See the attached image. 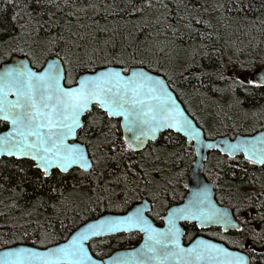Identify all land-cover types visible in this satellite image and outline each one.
<instances>
[{
    "label": "snow or ice",
    "instance_id": "snow-or-ice-1",
    "mask_svg": "<svg viewBox=\"0 0 264 264\" xmlns=\"http://www.w3.org/2000/svg\"><path fill=\"white\" fill-rule=\"evenodd\" d=\"M0 4V56L8 57L0 63V189L7 190V182L20 196L31 187L34 210H51L43 220L27 212L22 222L0 213L12 220L3 231L5 245L18 231L32 240L4 247L0 264H102L94 249L125 234L140 236L142 243L107 264H264V184L245 192L243 184L198 183L186 202L169 203L162 228L149 219L146 206L128 207L140 193L157 202L169 192L174 196L183 175L178 169L191 149L197 155L204 148L217 150L220 172L225 165L246 174L264 172V133H221L224 138L215 143L202 139L205 124L241 126L237 121L248 115L245 100L264 90L259 43L249 41L251 50L244 52L225 38L233 25L264 32V0H218L211 5L215 16L205 15L209 7L198 0ZM9 6L13 13L6 19ZM249 11L261 18L242 23ZM222 42L235 59H223ZM213 52L220 53V66L208 72L200 61ZM257 56L260 67L251 78L228 71L244 69ZM216 80L227 87H215ZM182 84L193 88V96H207L202 89L228 94L227 107L217 102L208 113L212 120L201 117L204 123H198L199 113L178 103ZM199 103L201 111L210 107L203 98ZM214 188L221 191L219 203ZM188 227H216L230 234L232 247L199 237L184 246ZM45 240H53L52 246Z\"/></svg>",
    "mask_w": 264,
    "mask_h": 264
},
{
    "label": "trees",
    "instance_id": "trees-1",
    "mask_svg": "<svg viewBox=\"0 0 264 264\" xmlns=\"http://www.w3.org/2000/svg\"><path fill=\"white\" fill-rule=\"evenodd\" d=\"M193 2H196V0H193ZM200 3H205L209 7V12L205 15H212L215 16V13L212 12L211 5L213 3L218 2V0H198ZM260 0H256V3L258 4ZM0 7H3L2 4H0ZM13 13V9L9 6L7 8V11L4 13V16L6 19H10L11 15ZM261 18L260 13H254L252 11L247 12L245 21H242V23H250L253 19L259 20ZM215 22V21H213ZM244 32H248V35H245ZM225 38L230 40L231 42L235 43L236 47L241 48L244 52H248L251 50L249 46V41H251L252 44L259 43V49L264 50V32L258 31L256 28L246 27L242 30H237V26L233 25L230 29H228V32L225 34ZM221 46L225 49L223 59L226 61L229 57H232L235 59L234 50L231 47H228L227 45H223V42L221 43ZM261 55H264V52L260 53ZM220 55L219 52H213L211 54V58H204L200 61V63L204 66V70L208 72H214L217 70V68L220 66V61L217 59V57ZM255 55V54H254ZM8 57L0 56V63H3ZM241 60L247 59L245 55L240 56ZM260 67L259 62V56L256 57V62L253 64H247L244 69H241L239 66H230L228 68V71L235 72L237 75H243V74H249L252 71H255L257 68ZM194 85L199 87L196 81L192 82ZM182 89H184L183 92L177 91L175 94L179 98V101L183 104L185 109H189L193 112H198L199 116L197 117L198 123H204V120L201 119V117H206L208 121L212 120V116L208 115V113L213 112L216 107V103H220L225 105V108L227 107V103L230 99V96L228 94H224L221 96L220 93H212L208 91L207 89H202V91L207 92V96L205 97H199V96H193L191 93L193 92V88L189 86L188 84H182L180 85ZM215 87L219 89H224L227 87V84L224 81L216 80L215 81ZM238 94L243 97L244 93L238 91ZM203 98L205 103L209 104L210 107L205 110L201 111L203 108V105L199 103L200 99ZM244 111L248 112V115L246 117H242L240 120L237 121V123L241 126H238L237 128L229 129V128H223L220 126L212 127L215 128L214 131L209 128L208 124H205V136L208 139H213L217 136H222L221 133L234 136L236 134H251L257 130H260L264 128V115H259V113L264 112V90H256L253 95L248 96L245 100L244 105ZM235 111V110H233ZM253 113H257L258 115H253ZM251 126L254 127V129L248 131V128ZM161 143H166L165 140H161ZM171 148V145H169ZM220 159L219 152L213 151L208 154V159L205 162L204 167V175L207 180L216 183H223L225 186L228 184L233 185V187L239 186L243 184L242 191L245 192H254L259 190V185L264 184V172L260 171H249L247 174L243 171H241L239 168L237 169H229L227 166H224V171L220 172L219 168L217 167V161ZM238 159L242 160V157H238ZM195 160V152L194 149H191L189 154L185 156L184 162L180 165L179 171L183 172V175L179 181L178 184L175 186V194L169 192L168 196L161 197V200H164V202L168 203L166 205H169V203L173 202H179L183 196L186 194V178L188 175V172L193 164V161ZM241 167H245V165H241ZM249 169H251V166H247ZM233 171H235L236 175L233 176ZM219 172V175L222 177V180H217V173ZM7 174V173H5ZM252 181H255V185H253ZM6 183L7 190L0 189V213H7V215L13 220H18L22 222L24 219H29L27 217V212H32L33 215L30 217V219H41L43 220L44 217L51 215V210L48 208H39L35 209L33 208V205L35 203V195L32 193L31 187H28L27 194L25 195H16L11 191V186ZM19 191V190H17ZM216 192V199L218 202L220 201L221 191L219 188H215ZM68 195V193H66ZM142 197H148L152 200L151 196L148 193H140L135 199H131L129 201V208L135 203L136 201L140 200ZM155 202V201H154ZM16 204V207H11L12 204ZM5 205H8V207H5ZM225 205H227V201H225ZM100 213L103 214V210H100ZM97 215V213H93L89 219L94 218ZM81 221H77V223H80ZM12 223V220H6L4 216H0V225H3L4 228H0V249L8 246H12L18 243L23 244H32V240L28 239H22L21 238V232H17L16 237L14 239H10L7 243V245L3 242V231L7 228L9 224ZM186 230V237L185 242L188 243L191 241L194 237H197L198 235H205L207 237L223 241L224 243L227 242V245L231 248L232 244L230 242V234L223 233L220 229H209V230H203L200 231L198 229H192L191 227H188ZM31 232V228L29 229ZM64 235H69V233H64ZM138 238V235L129 236L124 235L123 238H116L113 240L108 241V243L99 244L95 249L94 252H98L101 254L102 257H105L109 254H111L113 251L121 249V248H129L133 246V243ZM53 239H59V237H54ZM107 239V238H105ZM62 242V241H61ZM44 244L47 246L53 244V240H45L43 241Z\"/></svg>",
    "mask_w": 264,
    "mask_h": 264
},
{
    "label": "water",
    "instance_id": "water-1",
    "mask_svg": "<svg viewBox=\"0 0 264 264\" xmlns=\"http://www.w3.org/2000/svg\"><path fill=\"white\" fill-rule=\"evenodd\" d=\"M257 70L258 68L254 71V73H257ZM253 73V74H254ZM176 95V94H175ZM177 96V95H176ZM178 103L184 108L183 104L179 101L178 99ZM264 133V128L259 130V131H256L252 134H238V135H245V136H257V135H260ZM228 137H231L229 135H227ZM237 136V135H236ZM224 136H217L213 139H208L206 138L205 136V132H204V135L202 137V139H204L205 143H215V142H218L220 141L221 139H223ZM213 151H217L215 149H208V148H204L202 150H200L199 152V155H197V151L194 149V152H195V160L193 161V164L188 172V175H187V178H186V195L185 197L183 198L182 202H180L179 204H182L184 202H186V199L187 197L191 194L192 191H195L197 186H198V183L200 184H203V183H207L209 185H212L214 184L213 182L209 181L206 179L205 175H204V167H205V162L207 161L208 159V154L210 152H213ZM218 152V151H217ZM214 193H215V196H214V199L217 203L218 200L216 199V192H215V188L213 189ZM146 206L148 208V210L150 211L151 210V202L148 200V199H143L135 204H133L129 209L133 208V207H140V206ZM177 205V204H175ZM226 206V205H225ZM148 211V212H149ZM104 214V213H103ZM114 214H120V213H114ZM148 215V213H146ZM149 216V215H148ZM149 219L153 222V224L156 226V227H159L155 224V222L150 218L149 216ZM181 225L183 226V222H181ZM164 227V224L163 226ZM161 227V228H162ZM213 228H216V227H210V228H206V229H198L200 231H203V230H209V229H213ZM218 229V228H216ZM185 236H186V230H185V235L183 236V239H182V244L184 246H188L192 243V241L199 237V238H204V239H207V240H210L212 242H215V243H219V244H225L223 241H219V240H216V239H213V238H210V237H207L205 235H198L197 237H195L194 239H192L191 241H189L187 244L185 243ZM142 243V240L141 242ZM140 243L133 247V248H121V249H118V250H115L113 251L111 254L103 257V262L102 264H107L108 260L111 258V257H114L120 253H123V252H126V251H131L133 250L134 248H137L139 247ZM29 244H23V243H18V244H15V245H12V246H8V247H20V246H27ZM52 245H49L48 247H51ZM228 246V245H227ZM229 247V246H228ZM230 248V247H229ZM4 248L0 249V251H2ZM99 259V257H97Z\"/></svg>",
    "mask_w": 264,
    "mask_h": 264
},
{
    "label": "flooded vegetation",
    "instance_id": "flooded-vegetation-1",
    "mask_svg": "<svg viewBox=\"0 0 264 264\" xmlns=\"http://www.w3.org/2000/svg\"><path fill=\"white\" fill-rule=\"evenodd\" d=\"M238 134H236V135H238ZM236 135H234V136H236ZM234 136H232V137H234ZM185 195L183 196V198L185 197ZM183 198L179 202L178 201L177 202H173L172 205L179 204L180 202H182ZM143 199H148L151 202V210L148 212V215L155 222V224L157 226L162 227L163 223L161 221V217L166 214V210H167V206H168L166 204H168V203L164 202V200H160L159 202H157V201L154 202L153 200L149 199L148 197H142L140 200L136 201L135 203H137V202H139V201H141ZM135 203H133V204H135ZM157 213H159V215H157ZM125 235H127V234H125ZM134 239H136V238H134ZM141 240H142L141 237L138 236L136 241L133 243V246L129 247V248H133V247L137 246L141 242Z\"/></svg>",
    "mask_w": 264,
    "mask_h": 264
},
{
    "label": "rangeland",
    "instance_id": "rangeland-1",
    "mask_svg": "<svg viewBox=\"0 0 264 264\" xmlns=\"http://www.w3.org/2000/svg\"><path fill=\"white\" fill-rule=\"evenodd\" d=\"M253 73H254V71H252L251 73H249V74H243V75H241V76H243V77H245V78H251L252 77V75H253ZM210 129H212V131H214L215 130V128H210ZM252 129H254V127L253 126H251L250 128H248V131H250V130H252Z\"/></svg>",
    "mask_w": 264,
    "mask_h": 264
}]
</instances>
